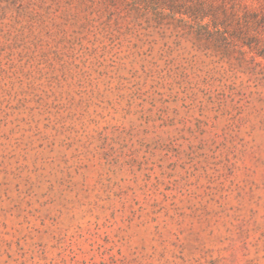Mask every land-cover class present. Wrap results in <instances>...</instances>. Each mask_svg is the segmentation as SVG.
<instances>
[{
	"label": "rangeland",
	"instance_id": "rangeland-1",
	"mask_svg": "<svg viewBox=\"0 0 264 264\" xmlns=\"http://www.w3.org/2000/svg\"><path fill=\"white\" fill-rule=\"evenodd\" d=\"M0 264H264V0H0Z\"/></svg>",
	"mask_w": 264,
	"mask_h": 264
}]
</instances>
